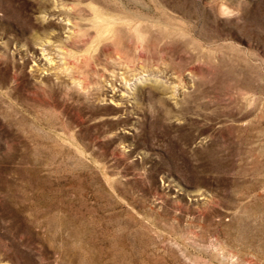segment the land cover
I'll use <instances>...</instances> for the list:
<instances>
[{"label":"rangeland","instance_id":"rangeland-1","mask_svg":"<svg viewBox=\"0 0 264 264\" xmlns=\"http://www.w3.org/2000/svg\"><path fill=\"white\" fill-rule=\"evenodd\" d=\"M0 264H264V0H0Z\"/></svg>","mask_w":264,"mask_h":264},{"label":"bare ground","instance_id":"bare-ground-1","mask_svg":"<svg viewBox=\"0 0 264 264\" xmlns=\"http://www.w3.org/2000/svg\"><path fill=\"white\" fill-rule=\"evenodd\" d=\"M41 1L47 5L49 3H51V0H41ZM78 9H80V13H81V11H82L81 8L73 7V6L71 7L70 11L58 10V12H56V10L46 8L45 14H47L48 18H50L49 20H46L47 21L46 23L55 24L54 20H52V19L54 17H56L57 15H63V17H65V19H67L71 23V26H69L70 34L68 35L65 43L72 42V41H74V39H76V37H79V39L82 41V44H84L83 47H86V48H84L85 52H88L89 48L91 47L90 44L93 41L91 34H92V31H94L95 33H97L96 36L103 37L104 41H107L110 45H112L114 47L118 61L119 62L123 61L125 58V55H124L123 50L120 47V45H122V43L118 42V34L122 31L121 27L120 26H116V27L111 26V25H109L108 21L103 22L102 20H99L98 22H94L95 25L89 26V28L83 27V25L81 23V21L83 22V18L81 16L78 19L72 17V14H74L75 11ZM43 22H45V21H43ZM127 30L130 32V33H128V35L130 37L131 42L133 43V47L136 50L141 51L140 55H138L139 59L141 60L143 50H145V46H144L145 37H143V35H141L139 33L138 28L134 27L132 24L129 25V28ZM67 54L70 56L73 53L72 54L67 53ZM78 57L79 56H75L74 59H80ZM84 59H87V58H85V56H84Z\"/></svg>","mask_w":264,"mask_h":264}]
</instances>
